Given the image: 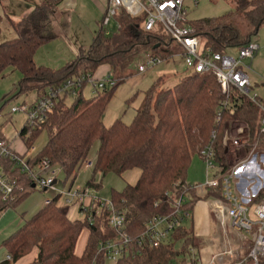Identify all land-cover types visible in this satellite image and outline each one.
Returning a JSON list of instances; mask_svg holds the SVG:
<instances>
[{"label": "trees", "instance_id": "1", "mask_svg": "<svg viewBox=\"0 0 264 264\" xmlns=\"http://www.w3.org/2000/svg\"><path fill=\"white\" fill-rule=\"evenodd\" d=\"M58 3L57 0L38 1L28 15L11 21L17 36L0 43V76L10 67L18 69L22 74L19 92L37 90L36 101L48 88H58L67 80L87 73L94 74L103 64L111 66L118 83L124 81L142 50L163 58L172 55L173 51L166 48L170 40L165 43L154 31L144 30L142 17L120 12L116 35L100 31L87 51L80 48L76 58L60 68L39 65L35 54L41 44L53 38L48 34L46 20ZM234 4L228 13L189 22L203 37L205 47L227 52L252 40L264 24V0H234ZM164 82L165 78L160 77L152 86L130 123L118 118L107 126L103 121L117 83L91 97L84 96L81 87L77 95L70 94L71 102L66 99L68 94L62 95L45 122L35 126L26 122L19 133L30 149L39 133L46 130L47 142L31 163L46 159L52 165L61 166L66 178L72 180L92 146L99 142L94 174L87 184L97 190L101 189V182L95 179L98 173L122 175L128 170L140 169L141 175L134 185L112 193L117 206L125 210L127 229L134 237L143 231L145 221L173 211L167 191L176 196L185 195L184 208L190 211L200 200L223 197L221 186L205 188L203 194L198 195L186 178L193 156H201L202 149L211 144L215 148L216 162L227 168L223 142L228 122L244 121L249 126L250 140H258L264 149L258 105L245 96H234L232 109L223 108L225 96L213 73L192 72L170 88H163ZM220 110L221 117L218 116ZM3 128L4 124H0V138ZM213 131L216 132L214 138ZM2 162L8 174L18 181V188L14 199L0 198V213L17 205L34 190L28 174L22 172L11 157H3ZM69 211L70 207L61 205L54 196L3 240L11 259L0 264H16L33 252L34 259L27 264H108L104 255L98 254L99 243L114 239L117 234L109 228L106 213H95L91 225L87 215L84 219H72ZM83 231L87 238L79 255L77 244ZM178 242H183L180 248ZM195 242L191 231L183 225L175 229L167 242L156 247H141L134 241L129 254L117 264H170L188 254L191 247H199ZM248 259V251H245L236 261L247 264Z\"/></svg>", "mask_w": 264, "mask_h": 264}, {"label": "built area", "instance_id": "2", "mask_svg": "<svg viewBox=\"0 0 264 264\" xmlns=\"http://www.w3.org/2000/svg\"><path fill=\"white\" fill-rule=\"evenodd\" d=\"M184 2L185 0H105L102 24L108 26L120 12H125L132 17H142V26L148 32H153L156 26L161 24L178 46L179 52L174 54H179L184 58L187 68L193 72L213 73L216 76L225 96L222 101L223 108L232 109L231 100L234 96H245L258 105L260 130L264 132V102L258 95H250L251 80L246 71L250 65L245 62L258 52L259 44L250 40L238 47L236 56L205 47L197 29L186 19ZM163 59L166 58L148 53L145 63L138 65V70L144 72L148 67L161 63ZM85 82L93 83L98 92L115 86L118 79L112 75V72L100 78H94L93 74L87 73L67 80L58 88H48L46 94L34 104L21 108L13 107L11 114L23 109L28 113L29 125L41 124L47 120L48 113L52 111L55 102L62 95H77ZM221 111L218 112L219 117L222 115ZM2 117L3 114L0 111V118ZM226 126L223 143L227 157L231 149L227 142L228 123ZM215 135L216 132L213 131L212 137L214 138ZM232 141L235 145L241 146L239 138ZM251 147H253L252 150L247 151V154L235 163L227 161L226 169L216 162L214 146L211 144L204 147L201 157L207 167V179L204 184H199L194 188L203 192L205 188L221 186L223 197L209 200L212 211L224 227L251 235V244L247 250L249 258L247 264H261L264 260V152L257 151L258 142ZM14 152L10 140L5 136L0 138V198L5 201L14 199L18 188V181L5 169L2 162L3 157H11L17 167L28 174L33 189L37 187L56 188L58 170L62 169L61 166L52 165L46 159L31 163L35 156L20 155ZM83 165L87 168L91 162L86 161ZM166 195L172 202L173 211L170 214L155 216L145 221L144 229L137 237L132 236L127 229L125 210L118 207L112 198H104L99 193L93 194L90 187L84 188L71 182L68 189L59 191L55 197L61 205L76 208L78 213L87 215L91 225L94 223L95 213L103 211L106 213L107 224L117 235L114 239L101 241L98 254L104 255L108 264H117L129 254L130 245L134 241L141 247L159 246L167 242L175 229L183 226L184 222L191 217V211L184 208L187 202L185 195L176 196L170 191H167ZM50 201L51 199L47 200V203ZM241 237L244 238L243 235ZM189 253L191 254L190 261L188 258L178 259L170 264H195L192 251ZM234 257V250L225 249L219 253H213L210 261L204 264H224L225 261H231ZM7 258L11 259V256L8 255ZM233 264H241V261H235Z\"/></svg>", "mask_w": 264, "mask_h": 264}, {"label": "rangeland", "instance_id": "3", "mask_svg": "<svg viewBox=\"0 0 264 264\" xmlns=\"http://www.w3.org/2000/svg\"><path fill=\"white\" fill-rule=\"evenodd\" d=\"M70 1V4H69ZM38 3L37 0H0V43L17 36L11 21H19ZM105 0H62L58 3L53 12L47 16L48 34L53 38L41 44L35 54V61L39 65L51 68H60L68 62L73 61L78 55L80 48L87 51L93 43L94 37L103 31L106 35H116L119 32V15L111 20L108 26L102 24L104 17ZM234 0H185L184 7L186 9V19L193 22L199 19L219 16L230 12L234 8ZM165 43L170 40L169 46L166 48L172 50V54L179 52L176 43L172 42L170 35L166 32L161 24H158L154 30ZM201 40L203 37L200 36ZM252 40L260 46L258 52L253 58H248L245 62L250 65L247 73L251 80L250 95H258L261 101L264 102V24L258 32L253 35ZM148 51L142 50L131 69V74L124 80L119 82L111 98L108 101L106 110L103 115V121L107 126H110L116 119L120 118L123 121L130 123L134 119L137 109L141 107L145 97L158 81L160 77L165 78L163 88L174 86L180 78L192 73L193 71L187 68L184 58L179 54L171 55L163 59L161 63L148 67L144 72H139L138 65L145 63ZM229 55L236 56L238 47H232L227 50ZM102 66V65H101ZM99 67L93 74L94 78H99L103 67ZM22 78L21 72L10 67L5 74L0 76V111L3 117L0 118V124H4L3 136L10 140L11 148L19 145L24 147L21 137L19 136L24 124L27 122L28 113L21 109L16 113L11 114L13 107L21 108L30 106L38 99L37 90H29L28 92H19V80ZM83 95L91 97L97 93L93 83L85 82L82 86ZM101 91V90H99ZM67 101L71 102L73 97L68 94ZM227 126L225 127L226 131ZM228 145L231 152L226 157L227 161L235 163L240 158L247 154V151L252 150L254 144L258 142L257 151L264 152L262 144L258 140L251 141L249 134V126L241 120H231L228 122ZM225 135V134H224ZM239 138L241 146H237L232 140ZM48 133L43 130L39 133L34 142V146L40 149L47 141ZM243 143V144H242ZM99 142H96L84 162H91L89 167L81 166L76 174L74 185H80L84 188L88 187V181L93 177L94 165L96 162V150ZM15 153V152H14ZM17 154V153H16ZM34 151L30 150L28 156H32ZM59 166V165H58ZM213 172L211 171V175ZM141 175L140 169H131L122 175L108 173L103 176L100 173L95 175L97 182H101V189L90 187L93 194H98L104 198H112L113 191H122L127 185H134ZM66 174L62 169L58 170L57 184L55 189H42L37 187L22 199L17 205L12 206L8 211L0 213V245L2 240L12 234L16 229L37 212L46 201L52 199L59 191L66 190L72 182V178L66 181ZM207 179V167L200 155H195L192 158L191 165L188 169L186 182L189 186L195 187L199 184H204ZM66 181V182H65ZM234 188L235 183L233 182ZM199 192V190H197ZM69 215L74 218L84 219L85 215L76 213L75 209L70 208ZM252 217V216H251ZM253 218V217H252ZM188 227L190 222L187 220L183 224ZM225 243L231 245L234 249L244 252L248 250L251 244V235L248 233H240L232 228L224 227ZM225 232V233H224ZM241 235L244 236L241 237ZM86 231L82 232L78 247L86 243ZM199 246L202 243L196 239ZM183 242H178L177 247L180 248ZM197 254L198 250H195ZM34 253V252H33ZM31 253V254H33ZM6 254H4L5 256ZM188 260L191 254L188 253ZM203 255V253H202ZM185 256V254L181 255ZM180 259V258H179ZM239 257L232 261L238 260ZM28 260V259H27ZM25 260L23 263H25ZM190 261V260H189ZM228 263V264H229ZM20 264V263H19ZM225 264V263H224Z\"/></svg>", "mask_w": 264, "mask_h": 264}, {"label": "crops", "instance_id": "4", "mask_svg": "<svg viewBox=\"0 0 264 264\" xmlns=\"http://www.w3.org/2000/svg\"><path fill=\"white\" fill-rule=\"evenodd\" d=\"M69 4H70V1H69ZM101 67H103L102 71L100 72L99 76H97L99 78L112 72L111 66L108 64H103ZM22 142L24 144L23 140H22ZM99 145H100V143H99ZM99 145H98L97 150H96V157H97V151H98ZM43 146L40 149H37L36 146L33 145L30 149H27V147L24 144L23 148L20 147L19 145L13 146L14 147L13 150L20 155H26V156H28V153H30V150H31V151H34V154L31 157H34L43 148ZM72 182L75 183V179L72 180ZM202 194H203V192H200V191L198 192V195H202ZM46 203H47V201H46ZM73 209H75L76 213L78 212V210L76 208H73ZM6 211H8V209ZM37 212H35V213H37ZM76 217L77 216H74V218L73 217H71V218L75 219ZM187 221L190 222V225L188 227H186V226L185 227L191 231V233L195 237V239H197L198 241H200V243H202L201 246H199V247H191L190 248V251H192V253H193V257L195 258V260H194L195 264L208 263L211 259V255L213 253H219L221 251H224L225 249L234 250L235 251V258L236 257L238 258V257H241L242 255H244V252H240L239 250L234 249L231 245H228L224 242L225 237H224L223 231L225 228L220 223L216 214L212 211L211 206L209 204V200L198 201L194 205L193 209L191 210V217ZM9 236H7V237H9ZM6 238H4L3 240H5ZM3 240H2V244L0 245V263H2L3 261L8 259L7 258L8 252H7L6 248L3 246ZM79 241H78V243H79ZM85 244H86L85 241L83 242V245H81V247H78V244H77V254H79V255L82 254L84 247H85ZM195 250H198L199 253L197 254L196 252H194ZM202 253H203V255H202ZM4 254H6V255L4 256ZM34 256H35V252L33 254H30V255L22 258L16 264L30 263L33 261ZM187 257H188V255L185 254V256H181L180 259H186ZM25 260H27V261L25 263H23ZM226 263L227 264L229 263L228 260L225 261V264Z\"/></svg>", "mask_w": 264, "mask_h": 264}]
</instances>
